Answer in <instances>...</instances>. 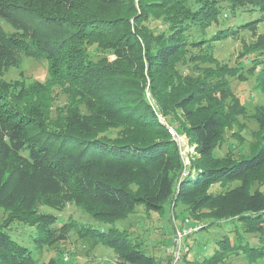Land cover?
<instances>
[{"label":"trees","instance_id":"trees-1","mask_svg":"<svg viewBox=\"0 0 264 264\" xmlns=\"http://www.w3.org/2000/svg\"><path fill=\"white\" fill-rule=\"evenodd\" d=\"M224 8L264 13V0H0V207L9 212L0 264H40L6 230L12 219L34 227L39 244L64 241L75 229L114 248L122 264H161L127 230L84 227L39 206L62 209L74 200L113 224L138 205L160 210L171 199L173 206L182 199L193 217L209 215L208 226L229 228L192 264H224L233 255L263 262L264 192L252 185L264 182V107L249 153L218 156L216 148L245 114L229 77L257 71L264 79V35L258 22L243 26L257 35L246 54L259 52L246 68L214 57V44L239 30L207 34ZM24 56L47 60L45 83L5 79ZM55 84L69 101L53 117ZM160 114L192 137L188 162ZM41 264L63 261L53 255Z\"/></svg>","mask_w":264,"mask_h":264},{"label":"rangeland","instance_id":"rangeland-1","mask_svg":"<svg viewBox=\"0 0 264 264\" xmlns=\"http://www.w3.org/2000/svg\"><path fill=\"white\" fill-rule=\"evenodd\" d=\"M222 12L220 22L209 27L207 34L213 30L227 27H238V34L230 35L228 38L218 41L214 44L211 52L223 63L238 67L244 65L246 68L251 63L249 57H253L255 53L259 52L246 54L247 45L255 41L257 35L243 26L245 23L258 22L256 33L264 35V13L259 10L232 13L228 8H224ZM200 34V31L196 32V36H200ZM208 65L209 63H206V66ZM4 77L8 81L18 80L27 85L35 81L45 83L49 78L47 60L24 56L22 64L18 67L9 68ZM259 77L257 71L245 80L236 76L229 77L231 89L240 99L245 114L240 115L238 121L227 127L223 142L216 148V155L230 154L237 157L247 154L258 136L261 135V133L259 134V121L255 116L258 110L264 107V79ZM52 100V116L56 117L57 111L59 109L64 110L69 101L68 92L63 85H53ZM160 117L163 122L167 123L170 132L178 141L185 162L190 160L195 150L192 137L177 132L178 128L174 124L172 116L164 117L160 114ZM177 133L180 135L179 138ZM238 183L239 180L233 182L232 185ZM255 189L264 192V182L255 181L252 190ZM172 202L173 199L166 203L162 209L149 211L142 205H138L130 217L119 219L113 224L97 220L90 211L76 204L74 200L66 201L62 209L46 204H41L39 208L43 212L58 214L64 220H73L80 225L85 223L84 227L91 225L106 228L115 225L120 229L127 230L132 239L140 240L148 246L161 264H192L196 260H202L206 255L214 252L216 240L222 237L229 228L222 225L224 221L217 223L218 225L211 224L208 226L213 221L209 215L204 216L203 219L193 217L182 199L176 200L174 206ZM8 214L7 209L1 206L0 226L5 223ZM187 217L195 225L203 222L204 226L194 230L189 236H184L181 240L182 248H179L177 230L183 227ZM6 223L8 225L6 230L20 243L29 247L40 264L48 261L53 255L61 259L63 264H109L111 262L122 264L118 262L119 256L114 248L92 237H79L75 229H72L66 240L47 245L36 243L37 232L29 223L15 219ZM248 235L246 234L247 237ZM65 256H69V260L65 261ZM224 264H264V260L262 263H253L243 256L236 257L233 255Z\"/></svg>","mask_w":264,"mask_h":264},{"label":"built area","instance_id":"built-area-1","mask_svg":"<svg viewBox=\"0 0 264 264\" xmlns=\"http://www.w3.org/2000/svg\"><path fill=\"white\" fill-rule=\"evenodd\" d=\"M172 130V129H171ZM173 132H175V130L173 129ZM174 134V133H173ZM177 137L179 138V134L177 133L176 134ZM188 162V161H187ZM185 222L186 224L183 225L182 228L178 229L177 232H178V235H177V240H178V246L179 248H182L181 247V240L184 236H186L187 234H189L190 232L194 231V230H197L201 227L200 224L198 225H195V224H192L191 223V220L189 218H186L185 219ZM65 261L69 260V256H65L64 257ZM178 259V258H177Z\"/></svg>","mask_w":264,"mask_h":264}]
</instances>
